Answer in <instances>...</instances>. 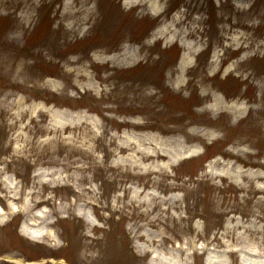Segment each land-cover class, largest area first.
<instances>
[{"label":"rangeland","instance_id":"rangeland-1","mask_svg":"<svg viewBox=\"0 0 264 264\" xmlns=\"http://www.w3.org/2000/svg\"><path fill=\"white\" fill-rule=\"evenodd\" d=\"M263 256L264 0H0V264Z\"/></svg>","mask_w":264,"mask_h":264},{"label":"bare ground","instance_id":"bare-ground-1","mask_svg":"<svg viewBox=\"0 0 264 264\" xmlns=\"http://www.w3.org/2000/svg\"><path fill=\"white\" fill-rule=\"evenodd\" d=\"M182 64H183V65H182ZM183 66H184V62H181V63H180V65H179V68H180V69H183ZM25 235H27V236H28L29 234H28V233H25ZM250 254H252V253H250ZM252 255H253V256H254V255H255V256H260V254H259V253L252 254ZM263 258H264V256H263Z\"/></svg>","mask_w":264,"mask_h":264}]
</instances>
